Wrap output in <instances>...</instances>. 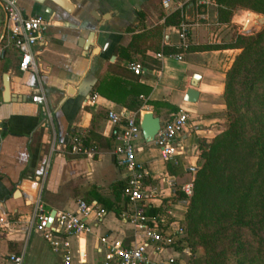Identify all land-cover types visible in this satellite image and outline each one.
Listing matches in <instances>:
<instances>
[{
  "label": "crops",
  "instance_id": "0c3cea01",
  "mask_svg": "<svg viewBox=\"0 0 264 264\" xmlns=\"http://www.w3.org/2000/svg\"><path fill=\"white\" fill-rule=\"evenodd\" d=\"M170 1L181 5L176 9L185 21L179 27L164 28L163 44L178 46L182 24L188 26L189 43L220 42L218 33L226 25L216 21L213 1ZM18 3L24 15L40 14L49 24L33 48L35 68L20 70V55L8 43L6 16L0 4V264L11 252L23 254V264H64L61 254L53 252L33 229V205L26 194H35L38 188L49 214L53 209H75L80 198L106 210L101 220L93 212L88 216L89 231L68 238V264H104L103 238L108 242L121 240L124 245L145 241L143 233L124 218L127 201L123 195L117 204L124 209L118 214L103 201H114V186L127 178L126 170L114 161L106 113L111 108H127L131 98L142 104V114L151 111L161 121L169 109L165 105L153 107L148 101L167 102L189 112L186 127L176 139L182 153L172 158V170L154 142H145L143 137L136 154L149 172L146 185L155 191L150 205L156 213L151 216L163 229L175 232L186 203L179 196L180 187L193 180L195 172L188 168L197 167L199 141L213 137L221 127L225 72L239 49L185 52L180 53L181 59L174 57L177 53L158 52L164 56L162 60L157 53L147 51L131 53V59H126L119 48L128 45L133 33L156 24L160 9L166 13L175 9L164 8L161 0ZM247 11L256 15L238 9L231 22L243 24L239 18ZM89 40L93 46L87 47ZM89 50L98 52L91 55ZM130 62L140 63L143 73L134 74L128 68ZM4 74L9 77L10 92L18 96L13 100H3ZM194 74L199 75V95L192 103L184 96ZM119 94V103L107 97ZM33 95H42L45 101L34 102ZM77 133L89 137L86 152L70 150L69 140ZM166 175L173 185L167 184ZM50 224L55 227L54 220ZM184 250L173 245L154 257L184 258Z\"/></svg>",
  "mask_w": 264,
  "mask_h": 264
},
{
  "label": "trees",
  "instance_id": "16d2710c",
  "mask_svg": "<svg viewBox=\"0 0 264 264\" xmlns=\"http://www.w3.org/2000/svg\"><path fill=\"white\" fill-rule=\"evenodd\" d=\"M211 1L216 5L219 24L229 25L238 9L264 15V0ZM183 21L179 9L168 13L160 9L156 24L133 33L128 45L119 48L126 59H131V53L147 51L169 55L239 49L225 72L226 121L213 137L199 141L192 194L186 196L181 192L179 195L187 201L181 220L186 236L177 238L175 246L181 248L184 239L185 249L192 255L197 247H202L204 255L200 261L196 260L198 263L226 264L232 254L234 264H264V26L255 33H236L229 41L188 42L186 47L163 44L164 28L179 27ZM98 91L101 93L100 88ZM107 97L119 103L122 96ZM147 103L169 109L163 121L179 110L167 102ZM141 106L137 98H131L126 104L134 111H139ZM88 141L89 137L85 136L84 144ZM172 162V159L166 161L170 170ZM124 186L121 182L114 186L117 190L114 201L103 200L117 214L124 209L117 204ZM124 200L127 201L123 195ZM155 213L151 205L147 206L148 215Z\"/></svg>",
  "mask_w": 264,
  "mask_h": 264
},
{
  "label": "built area",
  "instance_id": "2783aa9c",
  "mask_svg": "<svg viewBox=\"0 0 264 264\" xmlns=\"http://www.w3.org/2000/svg\"><path fill=\"white\" fill-rule=\"evenodd\" d=\"M19 0H0V4L6 16V28L8 31V43L15 48L20 55L18 67L20 70L35 68L33 48L41 40L42 33L48 26V21L40 15H24L19 7ZM205 3L206 0H198ZM161 4L167 9H176L181 5L177 1L161 0ZM188 26L182 24L179 30V47L187 46ZM176 59H181L180 53L174 54ZM157 58L162 60L164 56L157 53ZM128 68L136 75L143 73L142 65L138 62H130ZM34 102L43 103L42 95H33ZM142 111H132L127 108L108 109L106 120L110 125L109 135L113 139L112 154L115 163L127 172L123 195L127 200V207L123 211L124 218L132 224L136 231L142 232L145 241L141 244L124 245L121 240L112 242L102 239L105 244L104 264H187L180 256L154 257L161 254L169 246L175 245L176 239L181 237V226L175 232L163 229L155 216L147 214V206L152 204L155 191L148 188L146 179L148 170L144 162L140 161L136 154L141 150L138 141L142 138L140 119ZM189 119V112L179 109L171 114L166 121H161L154 144L159 148L164 161L172 159L182 153L176 143L177 137L182 133ZM2 123L0 120V132ZM83 133L74 134L69 140L70 150L74 153L86 152ZM169 185L173 181L167 180ZM191 182L182 184L181 192L186 196L192 194ZM27 199L33 205L31 223L33 229L40 233L48 243L51 250L60 253L63 263L71 261L68 238L74 234L89 231L88 216L93 212L97 220H101L106 214L103 207H97L84 199H77L75 209L60 210L54 215L55 227L48 222L49 212L43 208L41 190L38 188L35 194H26ZM149 246L151 247L149 249ZM3 264H23V254L8 253Z\"/></svg>",
  "mask_w": 264,
  "mask_h": 264
},
{
  "label": "water",
  "instance_id": "95a60500",
  "mask_svg": "<svg viewBox=\"0 0 264 264\" xmlns=\"http://www.w3.org/2000/svg\"><path fill=\"white\" fill-rule=\"evenodd\" d=\"M38 2H43L44 0H36ZM56 3L60 4V5H64V3H66V0H53ZM264 19V18H262ZM92 42H88V46H93V44H91ZM89 54L91 55H95L97 54V50H89ZM198 79H199V75L198 74H194L192 76L191 79V86L186 90L185 92V96H184V100L188 101V102H196L198 99V95L199 92L196 89V86L198 84ZM3 100L4 101H8V100H13L14 97H18V96H14L11 92H10V84H9V77L4 74L3 75ZM161 125V120L158 116H155L151 111H147L144 112L141 116L140 119V128H141V133H142V137L145 140V142H152L154 140V137L157 133V131L159 130ZM190 171H196L197 167H191L188 168ZM56 213V210H52L49 214V218H48V222L50 223L53 218L54 215Z\"/></svg>",
  "mask_w": 264,
  "mask_h": 264
},
{
  "label": "rangeland",
  "instance_id": "374dc122",
  "mask_svg": "<svg viewBox=\"0 0 264 264\" xmlns=\"http://www.w3.org/2000/svg\"><path fill=\"white\" fill-rule=\"evenodd\" d=\"M256 15L257 16L251 15V17L248 19L247 14L244 13L239 18L240 22H242L243 24H234L231 22L229 25H226V27L221 29L218 33V35H221L220 41H229V40L233 39V37L236 33L250 34V33H255V32L261 30L262 27L264 26V19H262V18H264V15H261V14L258 15L257 13H256ZM238 52H239V50L237 51V53ZM229 57H232V54H229ZM222 101H223V105H224V114H223V120L221 122V127H222L223 123H225V121H226V117H225L226 116V107H225V103L223 100V92H222ZM197 167H198V165H197ZM193 179H194V177H193ZM191 183L193 184V180L191 181ZM186 203H187V201H186ZM181 229H182V227H181ZM182 236H186V232L183 229H182L181 237ZM182 243L183 244L181 246V249H185L187 243L184 241V239H183ZM203 255H204V249L202 247H197L195 250V253L193 255L190 254V252L187 249L184 250V259L187 261V264H203V263H198L196 261V260L200 261V258H202ZM192 257H193L194 261H193V259L190 261L189 258H192ZM234 261H235L234 256L232 254H229L226 264H234Z\"/></svg>",
  "mask_w": 264,
  "mask_h": 264
},
{
  "label": "bare ground",
  "instance_id": "6f19581e",
  "mask_svg": "<svg viewBox=\"0 0 264 264\" xmlns=\"http://www.w3.org/2000/svg\"><path fill=\"white\" fill-rule=\"evenodd\" d=\"M246 14H247V18H248V19L251 17V15H253V16H257V15H254V14L249 13L248 11L246 12Z\"/></svg>",
  "mask_w": 264,
  "mask_h": 264
}]
</instances>
